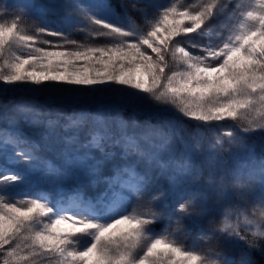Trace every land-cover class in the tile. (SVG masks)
<instances>
[{"label": "snow or ice", "instance_id": "6c2138e0", "mask_svg": "<svg viewBox=\"0 0 264 264\" xmlns=\"http://www.w3.org/2000/svg\"><path fill=\"white\" fill-rule=\"evenodd\" d=\"M16 92L34 99L0 129V264H264V0H0V94ZM189 223L207 255L178 238Z\"/></svg>", "mask_w": 264, "mask_h": 264}, {"label": "trees", "instance_id": "16d2710c", "mask_svg": "<svg viewBox=\"0 0 264 264\" xmlns=\"http://www.w3.org/2000/svg\"><path fill=\"white\" fill-rule=\"evenodd\" d=\"M171 1L172 3H189V2H195V0H169ZM254 0H231V3L232 4H240L242 5L244 8H248V7H252L253 5L251 4H248L246 6H244V3L245 2H248V3H251L253 2ZM149 2V0H141V3H147ZM35 3L39 6V5H50L53 3V0H35ZM53 14H55V9H53ZM235 21L233 20V23ZM31 24H32V21L28 18H25L23 21H22V26L24 27V29L26 31H31ZM47 39H52V40H55L56 38H53V37H46ZM73 38H77V39H82V37L80 35H73ZM1 100H3V98H0V102ZM69 111V109H67ZM151 113V114H149ZM132 115V113L129 111L127 113H125V116L126 117H130ZM172 115V113H161L159 115H156L154 114L153 112H144L140 115L137 116V119L143 121L144 119L148 118V117H153V116H156L155 118L156 119H152L153 123H156L158 120L160 119H164V118H167V117H170ZM231 123L229 122L227 125H230ZM4 128H8L7 126H4V124H0V129H4ZM43 130V129H42ZM228 130L227 127H225V130H222V131H226ZM27 135H29L32 139H39L35 134H33L30 130H26L25 131ZM212 141V134L207 132L205 130V149H207L208 147V143ZM255 140H252L250 141V143H254ZM260 153V152H259ZM240 155V158H241V161L242 162H247V156L245 153L243 152H240L239 153ZM226 158L228 159V168L229 169H234L237 167V162L233 159H231L230 157H227ZM155 175V173H154ZM72 184V182H71ZM70 184V185H71ZM68 184L67 186V191L69 190L67 194H70L71 193V190H72V186H70ZM227 185H228V191L232 194H234V198L235 199H238V196L236 195L237 192H241V191H244L245 189H242V188H239L237 185H236V176L233 175L232 177H230V179L227 181ZM155 186H163L165 188L168 187V182L167 180L164 178V177H161L158 181H156V185ZM192 187H199V184L197 185H193ZM86 191L92 195H95L97 193H99L100 191H103V186L93 190L91 188H88L86 189ZM254 193H256L257 191V185H255V187L253 188ZM56 196L55 193H53V189L51 190V197H54ZM174 200V197L173 195L170 193L165 199L163 200H160L159 202H153L152 204V208L154 211H157V212H166L167 211V208L165 207V205L167 204L168 206H171V203L173 202ZM235 201H238V200H235ZM133 203H135L133 201ZM222 215L223 213V210L222 208L220 207L218 209V212L214 213V218L215 220L219 223V226H222V220H219V217L220 214ZM178 238L184 242V245L185 247H190L191 249L193 250H199L200 254L202 255H207V252L204 251L205 249L208 248V245L210 244V242L208 240H204L202 239V236L201 234L198 233V227L197 226H193L191 223L188 224V229H186L185 231H183L182 233H179L177 234ZM233 251L237 252L239 251V245L235 246Z\"/></svg>", "mask_w": 264, "mask_h": 264}, {"label": "rangeland", "instance_id": "374dc122", "mask_svg": "<svg viewBox=\"0 0 264 264\" xmlns=\"http://www.w3.org/2000/svg\"><path fill=\"white\" fill-rule=\"evenodd\" d=\"M3 2L6 5H16L17 3H22L23 0H3ZM149 2L156 3L158 5H168V4L172 3L169 0H149ZM254 3H255V0L253 2H251V3L245 2L244 6H246L248 4H251V5L254 6ZM29 32H30V30H29ZM73 35H79V34H73ZM16 54L17 55L27 54V50L18 49V50H16ZM0 98H3V100H1V102H0V124L1 125L4 124V126H7V127H9V122H8L7 117L9 115H11V113L13 112V110L15 108V105L18 104V103L28 102V101L34 99V97L31 96L30 94H28L27 92H16V93H10V94H7V95L0 94ZM38 98L42 100L43 99V95H38ZM69 111H71V109H69ZM147 112H151V111H147ZM149 114H151V113H149ZM155 117L156 116L148 117V118L156 119ZM229 122L230 121H226L225 125L228 124ZM230 123H232V122H230ZM222 130H225V128L222 129ZM40 131H42V129ZM32 133L35 134L39 138V136L36 133H34V132H32ZM254 143L257 144L256 153L259 156L261 154V153H259L260 152L259 141L255 140ZM0 164H3V160H0ZM58 183L59 182L55 181V180H48L47 182H42L41 183V188L49 194L50 198L57 199L58 197H57V193L55 191V186ZM68 184L70 185L71 182H67V183L64 184L65 195H66V193L69 192V190L67 191ZM256 185H257V191H256V193H254V191H253L254 194L258 195L259 193L264 192V186H261L260 184H256ZM70 186H72L71 188H73L74 185L71 184ZM52 189H53V193L56 194V196H54V197H51V190ZM234 197H235L234 194L231 195V193L229 192V200L230 201L238 200V199H235ZM230 207H232L231 204H227L224 207H221L222 210H223V213H222V215L219 213L220 216H221V217H219V220H222V222L224 221V213L227 212ZM236 207H239L238 203L236 204ZM241 211L243 212V209H241ZM231 219L234 222V214H233V217H231ZM240 220H241V222H243L244 215L240 216ZM222 226H223V223H222Z\"/></svg>", "mask_w": 264, "mask_h": 264}]
</instances>
